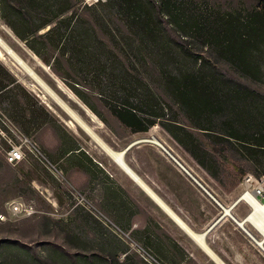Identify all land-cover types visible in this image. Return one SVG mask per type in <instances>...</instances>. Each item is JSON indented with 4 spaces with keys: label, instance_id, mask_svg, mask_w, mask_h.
I'll list each match as a JSON object with an SVG mask.
<instances>
[{
    "label": "rangeland",
    "instance_id": "rangeland-1",
    "mask_svg": "<svg viewBox=\"0 0 264 264\" xmlns=\"http://www.w3.org/2000/svg\"><path fill=\"white\" fill-rule=\"evenodd\" d=\"M199 1L202 5L207 2L216 9L230 11L244 7L254 9L264 5V0ZM72 2V10L90 21L98 35L109 46L113 47L109 31L118 32L121 28L122 32H126L119 18L107 16L102 20L99 17L100 13L105 11L101 5H88L85 0H72ZM12 3L17 4L16 0H12ZM0 35L35 75L27 71L18 63L19 61L3 49L0 63L33 93L41 107L50 112L44 125L27 133L63 170V176H56L34 157L17 165H11L6 161L5 151L0 146V264H31L32 256L43 263L47 260L48 248L52 246L64 249L68 253L101 252L108 248L104 245L106 237L114 235L129 246V253L140 260L141 264L207 262L199 249H196V257L190 256L189 253V256L183 257L180 251L171 245L167 239L168 235L172 236L171 230H178L181 238L184 237L183 230L125 173L92 135L72 119L58 100L74 109L107 144L116 150H123L138 138L156 136L162 142H167L165 144L172 147L173 152L187 166L193 167L204 176L206 180L204 183L217 193L226 205L233 204L241 196L244 176L247 173L258 175L256 170L260 165L257 163L259 160L264 161V155L259 150L244 147L235 138L224 135L223 132L232 130L246 137H258L254 132L264 128V114L249 117L248 126L255 130L247 129L245 125L234 123L226 110L220 111L219 114L201 111L187 114L161 89H158L166 102L171 105V107L166 106V116L163 120L176 119L175 121L193 133L195 143L209 153L207 160L213 171L217 173L213 176L162 124L157 122L146 132H132L111 111L105 101L109 96L101 95L97 91L92 78L78 76L66 62L62 64L64 67L62 72L55 71L51 64L35 53L1 16ZM212 50L203 47L198 51L211 57L227 76L264 94L263 82L241 75L229 62L215 56ZM50 53L51 57L55 54L54 51ZM69 84L75 85L88 103ZM71 122H74V125ZM259 122L263 126L257 129ZM199 126L211 129H203ZM8 134L13 135L9 129ZM151 145L150 142L135 144L126 154L129 164L138 163L137 171H141V174L147 171L153 175L155 171L163 168L160 158L149 150L148 147ZM71 147L80 148L81 153L79 150L74 153L66 152ZM84 161L94 167L98 175L96 179H92L83 169ZM168 173V179L175 181V185H180L174 178V173L171 174L166 170L165 176ZM112 179L117 185L112 183ZM13 202L21 203L24 209L14 212L11 208ZM187 206L191 210L194 202L191 201ZM250 209L247 203L241 201L234 206L233 212L243 217ZM129 220L131 227L127 228ZM147 224L150 225L156 240L160 237V240L163 239L167 243L168 249L164 255L155 247L147 246L142 236L134 232L137 229H144ZM249 228L257 237L262 238L261 233L259 234L252 225ZM189 243L191 247L192 244ZM124 257L125 255L121 254V259ZM208 264L212 263L208 262ZM256 264L264 263L256 262Z\"/></svg>",
    "mask_w": 264,
    "mask_h": 264
},
{
    "label": "trees",
    "instance_id": "trees-1",
    "mask_svg": "<svg viewBox=\"0 0 264 264\" xmlns=\"http://www.w3.org/2000/svg\"><path fill=\"white\" fill-rule=\"evenodd\" d=\"M16 2L0 0V16L55 71L62 72L66 62L78 76L92 78L97 91L109 96L105 101L111 111L132 132H146L157 122L162 124L213 176L217 173L207 160L209 153L195 143L193 133L176 119L163 120L166 106L171 105L158 89L187 114L226 110L234 123L247 129H253L248 126L249 117L264 114V94L227 76L211 57L198 51L213 49L215 56L229 62L241 75L264 83V5L230 11L207 2L202 5L199 0H106L95 4L105 8L99 17H117L126 29L109 31L111 47L90 21L72 10V0ZM51 51L55 52L52 57ZM69 85L88 103L75 85ZM3 115L28 134L44 125L50 112L0 63V125L6 129ZM262 126L259 122L257 129ZM254 133L258 137L223 132L264 155V128ZM76 150L81 153L78 147L66 152ZM86 161L83 169L96 179L94 167ZM257 164V174L264 175V161ZM112 183L117 185L114 179ZM134 232L147 246L166 253L167 243L160 237L156 240L149 224ZM167 239L183 257L189 256L172 236ZM104 245L108 247L104 251L90 253H68L52 246L47 260L42 263L32 256L31 264H141L118 236L106 237Z\"/></svg>",
    "mask_w": 264,
    "mask_h": 264
},
{
    "label": "crops",
    "instance_id": "crops-1",
    "mask_svg": "<svg viewBox=\"0 0 264 264\" xmlns=\"http://www.w3.org/2000/svg\"><path fill=\"white\" fill-rule=\"evenodd\" d=\"M164 143L167 144L165 141ZM151 144L152 145L148 147L149 150L160 158L164 169H158L153 175L147 171L141 174V171H137L138 163H133L132 166L127 162L126 156L125 162L127 166L129 165L128 167L131 168L136 177L128 173L123 166H119L168 214L170 219L183 230V238L179 236L178 230L176 229H172L170 233L172 237L186 249L190 256L196 257V249H199L203 252L207 260V262L203 264H208V262L212 264L264 263L263 248L257 241L255 242L248 235L243 226L238 224L235 218L231 217V215L234 214L235 217L242 220L247 214L242 217L233 212V207L230 208L231 214L226 213L225 216L215 222L222 214V207L160 146H158L157 143ZM133 160L136 161V159ZM191 169L195 171L194 173L202 182L206 181L202 174L193 167H191ZM166 170L171 174L172 172L174 173V178L181 186L175 185V181L168 179L169 173L165 176ZM139 179L144 182L178 218L173 216V214L161 204L142 183H140ZM155 188L158 190H155ZM215 194L217 196V193ZM219 199L223 203L221 198ZM191 201L194 202V206L190 210L187 204ZM231 205L227 206V208ZM214 222L215 224H213ZM246 225L251 224L246 223ZM207 229L208 231L206 235H204ZM188 241L191 242L192 248Z\"/></svg>",
    "mask_w": 264,
    "mask_h": 264
},
{
    "label": "built area",
    "instance_id": "built-area-1",
    "mask_svg": "<svg viewBox=\"0 0 264 264\" xmlns=\"http://www.w3.org/2000/svg\"><path fill=\"white\" fill-rule=\"evenodd\" d=\"M103 1L106 0H85L86 4L88 5H94ZM2 121L8 128L4 129L0 125V146L5 151L6 161L9 164L17 165L21 161L28 160L31 159V157H34L54 175L63 176V170L58 165V163H55L51 159L47 151H45L33 137L24 133L6 115H3ZM8 129L10 130V133H13V135L8 134ZM243 185V195L239 197V202L244 201L249 205L251 199H257L264 205V175L247 173L244 176ZM243 196L244 198H242ZM11 208L14 212H20L24 209L22 204L17 202L11 203ZM247 227L249 228L250 225H247ZM245 231L253 240L256 239L255 237L257 235L252 231V229H245ZM256 231L259 233L258 230ZM261 236L262 235L260 234V237Z\"/></svg>",
    "mask_w": 264,
    "mask_h": 264
},
{
    "label": "bare ground",
    "instance_id": "bare-ground-1",
    "mask_svg": "<svg viewBox=\"0 0 264 264\" xmlns=\"http://www.w3.org/2000/svg\"><path fill=\"white\" fill-rule=\"evenodd\" d=\"M2 49L6 51L10 56L15 58V60L19 61L22 66H24L27 71L34 74L33 70L26 64H23L24 61L14 52V50L11 48L10 45H8L3 37L0 35V55L3 53ZM24 68V69H25ZM61 106L70 114L72 119L80 125L89 135H92V137L96 140V142L106 151L108 155L120 166H123L128 173H130L132 176L136 177L135 174L132 172V170L127 166L125 162V155L123 150H116L112 148L109 144H107L93 129L91 125H89L85 120H83L79 114L66 105L65 103L58 100ZM72 125H74V122H71ZM141 139H152L153 142L159 144V142H162L159 138L156 136H152L150 138H141ZM164 143V142H163ZM137 179V178H136ZM140 183H142L146 189L154 196L156 197L161 204H163L176 218H178L156 195L155 193L144 183L139 179ZM243 193L241 194V196ZM240 196V197H241ZM245 196V195H244ZM244 196L242 198H244ZM251 209L249 213L245 216L244 219L239 220V224H241L244 227H247L246 223H250L256 230H258L262 234V238L255 237L256 241L260 244V246L264 250V205L257 199H251L249 203ZM226 213L231 214V209L228 207L226 209Z\"/></svg>",
    "mask_w": 264,
    "mask_h": 264
},
{
    "label": "water",
    "instance_id": "water-1",
    "mask_svg": "<svg viewBox=\"0 0 264 264\" xmlns=\"http://www.w3.org/2000/svg\"><path fill=\"white\" fill-rule=\"evenodd\" d=\"M142 142L155 143L152 141V139L138 138V139L132 141L131 143H129L125 148H123L124 155L126 156L127 152L132 148V146H134L135 144H138V143H142ZM157 145L160 146L185 172H187L222 207V214L220 215V217L215 222H217L219 219H221L223 216H225L226 215L225 209L229 205L223 204L220 201V199L216 196V194L204 182H202V180L192 171V169L189 166H187L184 163V161L181 160V158L179 156H177L169 146H167L163 142H159V144H157ZM239 200H240V198L235 200L234 203L229 208H233L239 202ZM231 217L235 218V220L239 224L240 221L237 217L234 216V214L231 215ZM215 222L213 224H215ZM243 228L249 230L248 227L243 226ZM208 229L204 232V235H206V232L208 231ZM254 241L256 242V239Z\"/></svg>",
    "mask_w": 264,
    "mask_h": 264
}]
</instances>
